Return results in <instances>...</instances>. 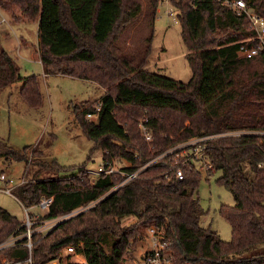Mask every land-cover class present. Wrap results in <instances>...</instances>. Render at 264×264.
<instances>
[{
  "label": "trees",
  "instance_id": "trees-1",
  "mask_svg": "<svg viewBox=\"0 0 264 264\" xmlns=\"http://www.w3.org/2000/svg\"><path fill=\"white\" fill-rule=\"evenodd\" d=\"M231 1L169 0L192 70L184 83L147 69L161 0H0L5 12L38 23L45 75L92 81L105 89L99 100L73 106L79 127L94 143L91 154L100 151L103 161L131 163L134 169H124L131 172L180 144L203 139L210 175L219 173L215 184L235 200L218 209L230 226V240L223 241L201 225L208 212L198 194L204 176L196 163L172 161L183 170L182 181L159 161L125 184L121 174L101 175L91 183L85 167L35 162L29 148L17 151L0 139V158L25 162L26 173L30 165L38 167L14 188L25 209L53 199L44 221L83 210L46 234L35 231L30 251L22 220L0 206V256L13 264L30 259L48 264L62 261V251L72 247L85 264H132L147 230L155 228L173 243L174 264H264V251L253 252L264 245V57L239 56L242 44L255 45V32L246 14L227 4ZM242 1L264 20V0ZM144 19L150 33L130 52L122 39ZM17 82L21 99L40 108L38 77L23 76L16 59L0 48V90ZM89 114L96 118L88 119ZM141 122H147L151 141L144 138ZM128 220L133 222L125 224ZM12 239L14 245L4 247ZM71 258L68 264H81Z\"/></svg>",
  "mask_w": 264,
  "mask_h": 264
},
{
  "label": "rangeland",
  "instance_id": "rangeland-1",
  "mask_svg": "<svg viewBox=\"0 0 264 264\" xmlns=\"http://www.w3.org/2000/svg\"><path fill=\"white\" fill-rule=\"evenodd\" d=\"M167 7L172 6L163 4L158 9L152 53L147 69L188 83L192 78V70L186 58L188 51L181 38V25L165 14ZM3 16L4 14L0 12V23L3 18L6 20L9 18L16 26L12 30L7 23L0 24V48L9 52L16 59L23 76L35 75L38 77L43 104L38 109L29 107L20 97L22 86L20 82L0 90V139L17 151L29 148V158L35 162L37 160L47 163L56 162L65 169L85 167L91 183H94L99 177L97 172L99 165L103 163V156L100 151L91 154L94 143L79 127L73 106L90 104L99 100L105 93V89L92 81L64 75H45L42 65L38 63L35 57H26L18 52L20 39H26L28 42V44L22 42L24 48L27 46L31 52L35 51L34 48L37 47L36 24L27 21L18 12H7ZM17 21H20L18 25L16 24ZM5 32L10 35L7 44L4 43L3 38ZM149 33V21L144 19L137 26L129 28L121 43L130 52H133L142 46L143 40ZM238 134L240 133H233L232 135ZM179 147H184V144H180L176 149ZM33 151L34 154H32ZM115 164L116 168L125 167V164L118 163V160L115 161ZM25 167V162L7 161L0 158V206L22 220L23 224L26 223L28 213L34 224L33 233L36 231L46 234L58 222L83 212V210L76 211L68 217L57 219L58 221H44L41 218L46 214L45 209L39 207L25 209L14 196V189L11 195L5 194V190L12 188V186L1 180V175H5L8 180L13 179L14 185H19L29 181L38 170L37 165L32 164L26 173ZM202 174L204 179L198 194L202 206L208 213L202 217L201 225L203 228L215 230L221 240L229 241L230 226L219 216L218 209L221 205L233 206L235 204L234 197L225 187L215 184V179L219 173L210 175V171H204ZM131 222L133 220H128L125 224ZM15 241V239L9 240L4 247L14 245ZM149 247L150 242L145 238L139 244L133 260L142 259ZM258 251H264V245H258L253 249V252ZM70 255L72 257L71 263L85 261L82 257H78L75 252L70 254L66 248L61 253L62 261L58 260L48 264H68L70 262L67 258ZM6 261L10 262V260L0 256V264H6Z\"/></svg>",
  "mask_w": 264,
  "mask_h": 264
},
{
  "label": "built area",
  "instance_id": "built-area-1",
  "mask_svg": "<svg viewBox=\"0 0 264 264\" xmlns=\"http://www.w3.org/2000/svg\"><path fill=\"white\" fill-rule=\"evenodd\" d=\"M170 5L168 0H161L160 5ZM228 5H230L237 13H245L249 23L255 32V36L252 39H249L248 41H254L255 45L248 48L246 44H242L239 47L238 54L240 57L249 58L252 56H259L263 55L264 57V20L257 16L254 12L247 10L245 3L242 0H234L231 2H227ZM165 14H167L169 17L173 18L174 22H178L177 13L172 7H167ZM5 20H3L1 23H3ZM0 23V24H1ZM96 116L93 114L88 115V119L92 120L95 119ZM140 128L142 131V134L144 138L147 141L152 140V133L150 129L147 126V122H141ZM203 141V139H193L186 143H184V147H179V149H173L165 154L153 159L151 162H149L147 165L140 169H135L131 172H126L125 168H133L134 166L131 163H128L126 161L119 162L121 164H125V167L122 168H116L115 161H103L101 165L98 167L97 174L99 176L101 175H113V174H121L125 176V180L123 184L136 180L140 177L141 173L149 167L151 164H154L159 161H163L166 167H169L170 170H172L174 173V178L176 181H182L184 179V172L182 169H176L174 167V164H172V161L179 160V158H183L185 162H192L196 163L199 170L201 172L204 171H212L213 167L211 163L209 162L208 158L204 155L203 151V145L200 144ZM186 148L187 151H186ZM180 151V152H179ZM177 152V153H176ZM176 154V155H175ZM175 168V169H174ZM134 169V168H133ZM1 180L5 181L8 185H11L12 188L6 189L5 194L11 195L12 190L17 186L14 185L15 181L13 179L8 180L5 175H1ZM122 184V185H123ZM53 199H50L46 202H44L40 209H47V207L52 203ZM30 215L27 213L26 223L24 226L27 229V232L25 234V238L27 239L26 247L31 251L33 247L32 243V227L33 223L30 220ZM65 218V217H64ZM60 220V219H59ZM59 223V222H58ZM147 239L150 242V247L147 251H145L142 259H139L138 261L131 260L132 264H174V258L172 256V253L170 251L171 246H173L172 242L166 241L164 239V234L162 231L157 230L155 228H150L147 230ZM68 251L70 253H74V249L72 247L68 248ZM6 264H13V262L10 260L6 261ZM31 264V259L29 260V263Z\"/></svg>",
  "mask_w": 264,
  "mask_h": 264
},
{
  "label": "crops",
  "instance_id": "crops-1",
  "mask_svg": "<svg viewBox=\"0 0 264 264\" xmlns=\"http://www.w3.org/2000/svg\"><path fill=\"white\" fill-rule=\"evenodd\" d=\"M0 12H1V14L3 13L4 14V16L7 14V12H5L3 9H1L0 8ZM3 16V17H4ZM3 20H5L3 23H7L8 24V26H9V28H13L14 26H16V25H14L13 24V22L12 21H10V19L8 18V20H6V18H3L2 20H1V22L3 21ZM18 20H19V18H18ZM16 22V21H15ZM20 23V21H17V25ZM36 24V26H37V47H36V49L34 48V50L35 51H33V52H31L30 51V49H28V47L26 46L25 48L23 47V45H22V42H25L26 44H28V42L26 41V39H20L19 40V50H18V52H19V54L21 55V54H23V55H25L26 57H28V56H32V57H35L37 60H38V63L39 64H41L42 65V63H41V60H40V56H39V48H38V44H39V37H38V23H35ZM14 29V28H13ZM12 29V30H13ZM9 37H10V35H9V33H7V32H5V35H4V43L5 44H7L8 42H9ZM43 67V66H42ZM44 72V71H43ZM46 211V210H45ZM59 220V219H58ZM57 220V221H58ZM53 221V220H52ZM78 257H82V256H79V255H77ZM83 258V257H82ZM84 259V258H83ZM73 263V262H72ZM80 263L81 264H85V261H80Z\"/></svg>",
  "mask_w": 264,
  "mask_h": 264
}]
</instances>
